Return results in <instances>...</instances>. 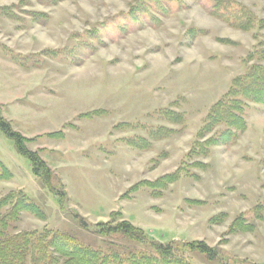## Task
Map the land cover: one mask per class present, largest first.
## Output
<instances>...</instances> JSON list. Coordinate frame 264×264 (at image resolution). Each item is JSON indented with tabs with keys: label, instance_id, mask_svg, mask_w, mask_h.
I'll use <instances>...</instances> for the list:
<instances>
[{
	"label": "rangeland",
	"instance_id": "374dc122",
	"mask_svg": "<svg viewBox=\"0 0 264 264\" xmlns=\"http://www.w3.org/2000/svg\"><path fill=\"white\" fill-rule=\"evenodd\" d=\"M3 6L15 19L0 14V115L34 138L28 149L66 195L59 205L0 131V162L12 175L0 180V199L22 191L46 215L21 213L7 235L56 231L101 253L154 255L146 244L97 231L125 219L177 253L199 243L214 251L193 252L183 264H264V109L247 103L246 130L233 144L190 153L205 140L198 132L211 107L264 47V0H0ZM246 17L248 30L239 27ZM152 130L166 137L151 138ZM128 139H144L147 149ZM179 169L165 189L122 199L133 185Z\"/></svg>",
	"mask_w": 264,
	"mask_h": 264
},
{
	"label": "trees",
	"instance_id": "16d2710c",
	"mask_svg": "<svg viewBox=\"0 0 264 264\" xmlns=\"http://www.w3.org/2000/svg\"><path fill=\"white\" fill-rule=\"evenodd\" d=\"M59 1L61 0H42L45 4H56ZM0 14L11 20L15 19L12 7H0ZM32 16L35 18L44 17V14L33 13ZM251 22V18L246 17L243 21L244 24L239 25V27L248 30L252 26ZM258 24H260V28H264V20H260ZM8 56L14 62H22L17 58L18 55L15 56L10 53ZM249 57L255 60V64L249 68L245 75L237 77L227 93L211 107L204 125L198 132L199 139L205 138V140L197 141L192 147L191 154L195 153L196 150V154L204 155L213 146L233 144L238 136L246 130L244 108L247 103L258 104L264 109V47L255 50ZM96 114H98L97 111L87 113L83 117L87 118ZM167 117V120L174 122L177 121L175 118H178H172L169 114ZM219 127L222 129L218 130ZM0 131L6 138L13 141L18 154L28 160L32 174L38 179L39 184L57 198L59 205L63 204L66 201L65 192L57 190L53 185L51 171L38 152L27 147V144L34 141V138H26L13 130L10 122L1 115ZM211 133L213 135L206 138ZM149 135L154 139L165 136L164 134L158 135L153 130ZM47 136L49 138H61L60 133H51ZM127 142L129 146L139 150H146L148 146V142L144 139L138 141L128 139ZM180 172H182L181 169L172 174L164 175L153 182L141 181L130 187L122 199L126 194L135 193L140 188L161 191L175 182ZM11 178V173L0 162V180L8 181ZM23 212H27L40 220L46 218L40 207L30 201L22 191L10 192L0 199V264H183L187 263V259L191 255H194L193 252L198 251L206 255H211L214 252L199 243L196 246L192 244L183 245L177 253L176 248L174 249L170 245L149 240L141 229L134 227L125 219H121L114 225L99 224L96 227L97 231L103 236L114 235L125 238L134 244H146L154 255L141 252L124 253L123 255L113 251L101 253L78 244L69 235L56 231H26L7 235L11 224L17 221ZM76 218L79 219L80 226L85 228V222L78 216ZM232 228L241 230V223L239 221L234 223Z\"/></svg>",
	"mask_w": 264,
	"mask_h": 264
}]
</instances>
